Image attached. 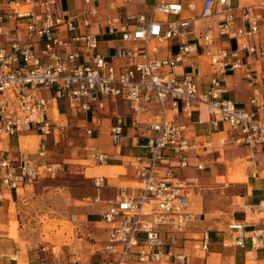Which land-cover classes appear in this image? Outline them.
<instances>
[{"label":"built area","instance_id":"2783aa9c","mask_svg":"<svg viewBox=\"0 0 264 264\" xmlns=\"http://www.w3.org/2000/svg\"><path fill=\"white\" fill-rule=\"evenodd\" d=\"M76 1V11L66 13L61 0H0V152L3 140L24 130L42 135L35 157L17 165L0 158V200L4 187L33 185L59 172L46 143L61 126L54 107L64 104L66 111L99 116L109 100H123L141 128L142 154L129 161L140 192L121 185L113 198L97 195L93 201L102 204L106 238L89 262L74 253L64 264H188L181 249L199 219L191 198L205 188L202 173L211 164L204 152L211 154L215 144L193 139L181 117L191 118L193 106L204 103L210 125L225 132L229 144L248 146L247 165H258L257 154L264 149V67L259 71L254 61L264 64V48L249 38L261 33L264 17L249 10L239 16L234 0ZM214 16L217 22L193 35L195 20ZM224 36L237 46L221 43ZM101 37L118 41L114 53L100 51ZM235 71L252 89L250 108L224 96L226 75ZM113 118L111 142L119 147L125 122L120 113ZM87 132L91 136L94 130ZM86 149L90 160L107 163L108 154L97 144ZM192 156L197 158L193 166ZM212 161L221 163V157ZM190 166L198 173L182 176ZM102 177H95L97 187ZM250 208L263 212L264 195ZM70 220L82 222L78 213ZM226 226L231 235L221 240L222 247L264 248L261 229L241 220ZM196 239L203 251L210 250L211 230ZM41 251L40 264H63L54 251L55 261L49 260L46 246Z\"/></svg>","mask_w":264,"mask_h":264},{"label":"crops","instance_id":"0c3cea01","mask_svg":"<svg viewBox=\"0 0 264 264\" xmlns=\"http://www.w3.org/2000/svg\"><path fill=\"white\" fill-rule=\"evenodd\" d=\"M61 4L66 13H73L78 7L76 0L63 1ZM234 4L239 6L237 14L240 16L244 10H249L251 12L262 13L264 17V0H234ZM218 17L214 16L207 20L197 19L193 23V35L198 36L204 32V27L207 22H217ZM239 23L242 24V21L239 19ZM96 31V28H92ZM105 37H101L100 51L104 55H111L115 51V47L118 44V41H110ZM221 43L229 44L232 47H236V40L229 39L228 37H221ZM251 44L257 46L260 50L264 48V21L262 23V31L259 35L249 38ZM258 57V56H257ZM254 57H249V59ZM248 60V58H247ZM254 65L259 71L264 67V64H260V60H255ZM226 82L228 84V92L224 96L231 98L237 102L240 106L245 108H250L249 103L250 96L252 94V89L249 88L246 79L244 78L242 72L235 71L229 72L226 75ZM119 106L122 108L120 109ZM59 115L67 116V111L64 107V104L59 106ZM84 116V120L87 121L88 127L93 128L94 132L89 137L90 140H95L93 142L97 144L100 149L105 151L109 159L107 161L108 166H106L104 173L107 176H103L100 179V186H96V176H93V185L95 189V195L91 199V203L87 206L90 207L89 210L82 211L79 217H83L80 220L83 227L79 228L77 232L81 231V234L87 232L88 239H92V247H99L101 242L106 238L105 229L102 230L97 224L103 222L100 212L102 211V204L95 203L93 200L97 195L103 200H107L115 197L118 192V189L121 185H117V180L114 178H120L121 181L125 182L126 186L129 187L131 192L138 193L140 192V185L137 183V179L134 176V170L130 166L129 161L135 157L142 154V150L139 148L138 143L143 142V139L140 136L141 128L135 124V116L130 111L127 102L123 100H109V106L100 114L99 116H93L90 112H79ZM115 113H120L123 115L125 122L124 128V143L119 146L120 152L111 151L114 146L111 142L110 137V127L114 120L113 116ZM100 117V118H97ZM202 117L205 121L204 123H199L198 119ZM210 116L207 111V107L204 103L195 104L193 106V114L191 118L182 116L181 120L189 124V135L200 141L202 144L205 141H213L215 146L211 154H206L204 152V159L208 160L211 164V168H208L202 173V184L205 187L200 193L195 194L191 198V205L195 212L198 213L199 219L194 225L195 231H189L187 235L190 237L187 240L186 245L181 250L188 256V264H264V248L254 250L250 243L246 249L238 247H222L221 240L224 237H230L231 232L227 230L226 223L230 220H236L234 218L229 219L228 215L233 214L237 220L246 222L248 225L261 229L264 232V211L258 212L252 210L250 207L260 201L264 195V149L260 150L257 154L259 160L258 165L256 166H247L250 174H242L241 177H247L249 179L246 183H230L229 186L225 183L223 188H228L236 186L235 194L230 193L229 199L233 198V211L225 210L224 207H216L213 213L206 214L205 212L198 210L201 207L200 201H197L199 196L201 197H218L219 195H214L213 193L219 187V183L216 180L215 173L219 172L220 169L225 170V173L228 170L230 163L235 159V157L245 156L246 159L251 155L252 151L246 145H233L229 144L225 132L222 130L217 131L209 123ZM126 120H130L129 125L126 124ZM35 132L37 136L40 137V142L42 135L34 130H24L19 134V136L7 138L3 140L0 152V158H8L13 164L17 165L22 160H26L32 157H35L36 154H31L23 149L21 137L24 132ZM39 142V143H40ZM128 142V143H127ZM90 144V143H88ZM87 144V145H88ZM87 145L85 149L87 148ZM4 146V148H3ZM129 148V149H126ZM87 159H89V154L86 149ZM203 153V152H202ZM221 157V163L213 164L212 159L214 157ZM125 157H130V160H125ZM197 162V158L192 156L190 158V163L193 166ZM235 165V164H233ZM231 165V166H233ZM123 166H125L126 172L124 174H119L123 172ZM184 168L181 171V175L184 177H191L198 173L195 167ZM115 168V169H113ZM120 170V171H118ZM258 171V175L253 176V173ZM222 174L224 176L226 174ZM110 174V175H109ZM218 174V173H217ZM44 180V179H43ZM41 180V181H43ZM36 184V183H35ZM35 184L31 185L34 186ZM28 186V185H27ZM27 186L18 188V189H9L4 187L3 193L5 198L0 200V227L8 226L9 216H12L9 212V206L12 202L19 204L20 199V190L25 189ZM109 189H115L113 192ZM225 191V192H226ZM8 195V196H7ZM223 197V196H220ZM236 197V198H234ZM100 205V206H99ZM248 207L253 216L248 212ZM260 215V217H259ZM19 218V216L17 217ZM28 222L29 216L25 218ZM14 220V219H13ZM26 222V221H25ZM15 227V224H13ZM209 229L211 230V247L209 251H203L200 247V240L196 239L201 233V231ZM219 230H224L219 231ZM92 234V235H90ZM42 255L38 248L34 247H25V251L22 250L21 246L11 238H8L7 230H0V264H40L38 258ZM252 256V258L250 257ZM20 260H23L21 262ZM251 260V261H250Z\"/></svg>","mask_w":264,"mask_h":264},{"label":"rangeland","instance_id":"374dc122","mask_svg":"<svg viewBox=\"0 0 264 264\" xmlns=\"http://www.w3.org/2000/svg\"><path fill=\"white\" fill-rule=\"evenodd\" d=\"M102 14L104 15L103 11ZM119 108L122 109L120 106ZM54 119L61 126H55V134L49 135L46 143L48 159L58 165L59 172H55L53 177L49 176L43 181L37 182L34 186L28 185L25 189L20 190L19 204L11 203L9 212L11 214L12 211L13 214L9 216L8 226H1L0 230L6 229L8 238L15 240L24 251L27 246L38 248L40 252H43L41 246H46L50 261H55L54 251L55 255L60 256V259L63 260V264L74 253H78L85 261L89 262L92 252L95 250L90 244L92 239H88L87 232L83 234L77 232L84 225L71 222L70 215L72 213L80 215L90 209L87 205L91 203V199L95 195L92 177L102 176L99 171L107 164H97L86 158V145L96 141L89 139L88 123L81 113L69 110L67 116H63L56 112ZM129 123L130 120H126V124L129 125ZM21 140L22 147L26 152L36 154L39 151L40 137L35 132H24ZM110 149L113 152H120V147L117 150V147L111 146ZM124 159L127 161L131 158L125 157ZM246 160L245 156L235 157L230 163L235 165H229L226 173L223 169H220L218 174L215 173L219 187L213 194L219 196H199L197 201H200L201 207H197L198 210L203 208L201 211L206 214L213 213L216 207H224L225 210L233 211V198L229 199L226 196H229L230 193H237L236 186L228 188V191L223 186L225 183L229 186L230 183L249 181L247 177L240 176L244 173L250 174ZM125 172L126 169L123 166V172L117 175ZM224 173L226 175L221 176ZM262 176H264V172ZM114 179L117 180V185L126 184L120 178ZM109 190L113 192L115 189ZM247 210L253 216L249 207ZM18 216L19 218H17ZM26 216H29L28 222L25 219ZM81 218L79 217V219ZM228 218L237 220L233 214H229ZM97 225L102 230L106 226L104 222ZM13 232H16L15 236H13ZM250 257L252 258V256ZM20 261L23 262V260ZM253 264H257V262Z\"/></svg>","mask_w":264,"mask_h":264},{"label":"bare ground","instance_id":"6f19581e","mask_svg":"<svg viewBox=\"0 0 264 264\" xmlns=\"http://www.w3.org/2000/svg\"><path fill=\"white\" fill-rule=\"evenodd\" d=\"M58 113V114H60L59 112V109L57 108V107H54L53 108V114L54 113ZM27 142V141H26ZM117 150H118V146H117ZM118 152V151H117ZM106 166H108V165H105V166H103L102 167V169L99 171L100 172V174L102 175V176H106V174L104 173V170H105V168H106ZM113 169H115V168H113ZM100 177V176H99ZM16 232H13V236H15L16 234H15ZM15 234V235H14Z\"/></svg>","mask_w":264,"mask_h":264}]
</instances>
